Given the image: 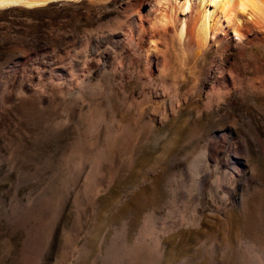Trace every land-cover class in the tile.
Wrapping results in <instances>:
<instances>
[{
    "label": "rangeland",
    "instance_id": "1",
    "mask_svg": "<svg viewBox=\"0 0 264 264\" xmlns=\"http://www.w3.org/2000/svg\"><path fill=\"white\" fill-rule=\"evenodd\" d=\"M148 2L0 9V264H264V42Z\"/></svg>",
    "mask_w": 264,
    "mask_h": 264
},
{
    "label": "bare ground",
    "instance_id": "2",
    "mask_svg": "<svg viewBox=\"0 0 264 264\" xmlns=\"http://www.w3.org/2000/svg\"><path fill=\"white\" fill-rule=\"evenodd\" d=\"M49 1L0 0V9L35 7ZM148 7L136 20V31L143 38L148 36L145 30H171L178 46L188 39L198 53L215 42L225 48L231 42L242 48L264 42V0H149Z\"/></svg>",
    "mask_w": 264,
    "mask_h": 264
},
{
    "label": "water",
    "instance_id": "3",
    "mask_svg": "<svg viewBox=\"0 0 264 264\" xmlns=\"http://www.w3.org/2000/svg\"><path fill=\"white\" fill-rule=\"evenodd\" d=\"M55 1H57V0H52V1H49V2H55ZM5 8H9V7H5ZM26 8H32V7H26Z\"/></svg>",
    "mask_w": 264,
    "mask_h": 264
}]
</instances>
